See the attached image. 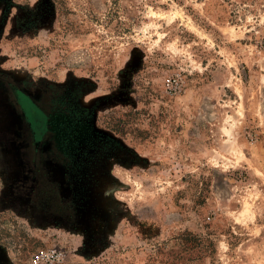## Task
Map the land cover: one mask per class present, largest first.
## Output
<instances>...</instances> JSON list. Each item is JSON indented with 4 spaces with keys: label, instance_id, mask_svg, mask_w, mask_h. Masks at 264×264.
Wrapping results in <instances>:
<instances>
[{
    "label": "rangeland",
    "instance_id": "374dc122",
    "mask_svg": "<svg viewBox=\"0 0 264 264\" xmlns=\"http://www.w3.org/2000/svg\"><path fill=\"white\" fill-rule=\"evenodd\" d=\"M48 249L264 264V0H0V264Z\"/></svg>",
    "mask_w": 264,
    "mask_h": 264
},
{
    "label": "trees",
    "instance_id": "16d2710c",
    "mask_svg": "<svg viewBox=\"0 0 264 264\" xmlns=\"http://www.w3.org/2000/svg\"><path fill=\"white\" fill-rule=\"evenodd\" d=\"M56 95H58V92H56ZM59 99L57 98L55 101L56 104L61 102L62 106H68L69 103V143L73 142L78 145V136L80 137L82 130L77 127V125H82L83 126L88 124L89 120V114L87 113V110H84L82 108H79L78 106L75 105V102L73 101L72 97L69 95H63V96H58ZM78 117V118H77ZM84 126V127H85ZM95 137H100L102 138L101 135H94ZM93 134H90L89 137L94 138ZM66 141V140H65ZM112 143V139L109 137L105 138V145H109Z\"/></svg>",
    "mask_w": 264,
    "mask_h": 264
},
{
    "label": "built area",
    "instance_id": "2783aa9c",
    "mask_svg": "<svg viewBox=\"0 0 264 264\" xmlns=\"http://www.w3.org/2000/svg\"><path fill=\"white\" fill-rule=\"evenodd\" d=\"M167 88L176 94L180 89L179 84L176 80H169L167 84ZM65 253L58 249H48L45 251L38 252L31 259V264H63L65 261Z\"/></svg>",
    "mask_w": 264,
    "mask_h": 264
},
{
    "label": "flooded vegetation",
    "instance_id": "af4514ba",
    "mask_svg": "<svg viewBox=\"0 0 264 264\" xmlns=\"http://www.w3.org/2000/svg\"><path fill=\"white\" fill-rule=\"evenodd\" d=\"M19 102V106H20V109H21V113H22V117L26 120L27 122V125H28V128L31 132V135H32V140H33V150L35 149L36 150V147L38 148V145H39V142L38 140L40 141V139H36V136L34 134V127H33V124L32 122H30V120L28 119V116L26 114V111H24V109L22 108V105H21V100L18 101ZM37 152V150H36ZM31 157V156H30ZM29 157V159H30ZM31 160L30 159V162L27 164V174L29 176V182L27 181V183L25 184V182L21 185H18L17 188L15 187V189L17 190H20L18 195H23V194H26V192L29 190L30 186H32L31 184V181H35V180H32V176L34 175H37L38 174V159L37 161H35L33 164L31 163ZM36 177H33V179H35Z\"/></svg>",
    "mask_w": 264,
    "mask_h": 264
}]
</instances>
